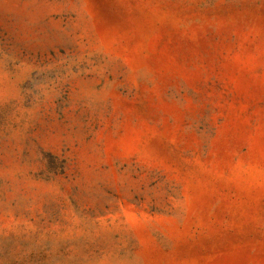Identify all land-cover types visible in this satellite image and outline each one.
I'll return each instance as SVG.
<instances>
[{
	"label": "rangeland",
	"instance_id": "1",
	"mask_svg": "<svg viewBox=\"0 0 264 264\" xmlns=\"http://www.w3.org/2000/svg\"><path fill=\"white\" fill-rule=\"evenodd\" d=\"M0 264H264V0H0Z\"/></svg>",
	"mask_w": 264,
	"mask_h": 264
}]
</instances>
